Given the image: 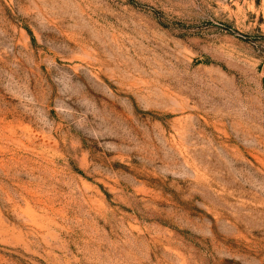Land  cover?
Segmentation results:
<instances>
[{"label": "rangeland", "instance_id": "rangeland-1", "mask_svg": "<svg viewBox=\"0 0 264 264\" xmlns=\"http://www.w3.org/2000/svg\"><path fill=\"white\" fill-rule=\"evenodd\" d=\"M0 264H264V0H0Z\"/></svg>", "mask_w": 264, "mask_h": 264}]
</instances>
